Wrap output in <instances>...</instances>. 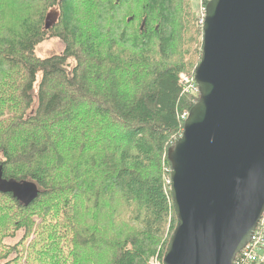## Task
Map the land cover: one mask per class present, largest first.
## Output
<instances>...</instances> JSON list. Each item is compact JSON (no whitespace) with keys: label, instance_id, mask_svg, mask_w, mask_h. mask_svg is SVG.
Wrapping results in <instances>:
<instances>
[{"label":"trees","instance_id":"obj_1","mask_svg":"<svg viewBox=\"0 0 264 264\" xmlns=\"http://www.w3.org/2000/svg\"><path fill=\"white\" fill-rule=\"evenodd\" d=\"M208 2L203 0L205 6ZM79 3L78 0H0V96L15 98L20 106V111H14L8 119L0 116V133L3 130L0 172L5 181L31 182L39 191L28 205L12 194L0 193V226L11 225L15 233L22 229L25 236L34 229L37 233L40 230L46 240H52L50 233L47 236L44 230L53 227L51 216H54L63 222H56V228L73 232L68 244L57 241L55 246L57 238L52 240L54 262L68 260L73 264L88 247L100 253L112 250V260L105 264H146L149 257L146 250L156 251L166 231L168 240L164 246H168L177 225L163 165L171 169L168 150L183 134L184 122L179 116L189 112L200 98V95L181 93L177 73L185 62L199 64L202 29L195 24L196 16L191 12L189 0H89L97 10L114 19L105 22L107 29L102 27V19L80 23L76 10ZM47 6L58 7L59 19L53 29L49 32L39 26L35 30L27 28L41 22ZM126 9L140 14L139 29L133 25L134 19L124 22ZM4 10L11 12L16 20L20 18L19 31H23V35L2 34ZM35 12H42L37 19L33 18ZM90 26L94 31H87ZM113 27L116 32L108 36V30ZM56 30L59 32L54 33ZM48 33L61 39L64 52L38 59L34 49ZM134 35L141 37V51L136 53L131 51ZM70 60L75 62L71 70L68 68ZM17 70L21 76L19 84L13 78ZM37 75L41 76V81L34 96ZM133 84L141 85L137 101L126 91ZM85 105L94 115L107 118L113 126V138L102 140L98 146L91 143L95 146L90 148L92 152L87 150L90 147L87 142L78 145L85 136L82 131L85 126L74 120L79 118L80 108ZM62 118L64 123H61ZM70 118L74 121L68 120ZM91 122L96 126L92 119ZM74 124L76 132L72 133ZM69 152L75 164L65 160L64 153ZM67 167L73 177L79 176L77 171L83 168L90 174L89 180L81 185H69L67 176L63 179L54 176ZM80 195L98 201L105 198L110 201L111 196L122 195L123 201L135 208L143 239L125 237L123 241L120 238L104 241L90 233L69 215L73 210L71 202L77 201ZM60 196H64L61 207L53 209L52 204L43 208L39 223L32 221L27 226L25 217L28 218L29 211L42 206L47 199ZM3 199L12 201L22 215L13 220L9 213L11 206ZM98 201L93 203L95 207H100ZM140 241L141 250L137 251ZM24 244L25 238H22L14 246L3 245L0 248L3 263L0 264H19L20 251L16 259L6 263L5 260ZM28 255L35 264H43L37 253L33 255L29 250Z\"/></svg>","mask_w":264,"mask_h":264},{"label":"water","instance_id":"obj_2","mask_svg":"<svg viewBox=\"0 0 264 264\" xmlns=\"http://www.w3.org/2000/svg\"><path fill=\"white\" fill-rule=\"evenodd\" d=\"M195 80L167 154L177 225L163 263L233 264L264 211V0L207 3ZM0 193L28 205L39 191L0 172Z\"/></svg>","mask_w":264,"mask_h":264},{"label":"rangeland","instance_id":"obj_3","mask_svg":"<svg viewBox=\"0 0 264 264\" xmlns=\"http://www.w3.org/2000/svg\"><path fill=\"white\" fill-rule=\"evenodd\" d=\"M189 1L191 5L190 6L191 12L193 13V15L196 16V19H197V13L199 9V0H189ZM78 2L80 3L77 5L76 10L79 13L78 19L80 23L94 22V21L102 19L100 22H101L102 27L105 28V22L108 19H111L112 21L114 20L113 18H108L104 14L103 11L101 12L97 10V8L94 6L93 3L92 5L91 3H89V0H78ZM44 9L45 10H43L41 22L39 24L37 23L31 24V26H28L27 28H32L35 30L37 26H39L41 27L42 30L49 31V32L50 30L53 29V27L56 25L59 19L58 14L56 12L58 7L47 6ZM126 11H128V9H126ZM40 13L42 12H35V17L33 16V18L35 19L39 18L41 15ZM134 13L135 12L133 10L128 11L124 16V22H128L134 19L133 25H135V27L139 29L140 14L137 11L135 14ZM2 14H5L4 16L5 26L2 27V34L4 35V33L6 32H9V33L17 32V34H20V36L23 35L22 34L23 31L22 32L19 31L21 29L20 28V18L17 20L12 18L13 14L9 12L8 10H4ZM20 14L22 15V13ZM195 24L197 26L196 21H195ZM46 26L48 27V29H46ZM92 26H90L89 27L90 30H87V31L89 32L94 31ZM105 29H107V27ZM58 32L59 31L57 30L54 31V33H58ZM83 32H84V29H83ZM115 32H116L115 28L113 27V29L108 30L107 35L112 36ZM32 33H34V31ZM32 33L30 35H32ZM54 33L53 34L48 33L47 37H45V39L35 47L34 55L36 58L46 59L49 57L61 55L64 52V48H65L64 43L61 41L59 37L58 38L55 37L56 34ZM60 34H63V33L60 32ZM131 51L134 53H136V51H141V37L134 35V46L131 48ZM68 64H69V67H68L69 70H71L75 66L74 60H70ZM195 68H196V65H194L193 63L185 62L179 66L177 75L179 74L180 70H184L183 72L188 73V72H191V70ZM13 78L15 79L17 84H19L20 79H21L20 71L17 70V73H15ZM40 81H41V76L37 75L36 82L33 84L34 96L37 93V88H38V85L40 84ZM140 86L141 85H138V86L134 85V86H131L130 88L129 87L126 88V91L130 95L133 96L135 101L138 100L136 97H138V94L141 93V90L138 89L140 88ZM34 96H33V99L35 102ZM18 104L19 102L15 98L10 99L7 97L0 96V116L1 115L3 116L2 119H8L14 114V111H20V106H18ZM34 106L35 104L33 105V107ZM80 109H82V112L79 118H76L74 120H79L80 122L79 125L85 126V127H82V131L85 134V136L82 137V140H79L78 145H81V143L85 141L88 143V145H90V147H88L87 150L89 152H92L94 150L90 148L95 147L92 144L98 146L100 145L102 140L103 141L109 140V137L113 138L112 137L113 136V126L112 124L110 125L107 122V118L98 117L94 115L92 112H90L88 105H85V107H81ZM61 117H63V115ZM91 119L95 122L96 126L94 125L93 122H91ZM68 120H73V119L70 118ZM64 122H65V119L62 118L61 123H64ZM101 123L104 125L103 127L100 126ZM111 123H116V122H111ZM76 127L77 125L74 124L72 133L76 132ZM16 142H13V144ZM69 154L71 153L70 152L64 153L65 160L69 159L68 160L69 164L71 163L75 164L76 160L75 159L71 160L70 159L71 157ZM78 154H81V152H78ZM77 174H79V176L73 177V175L70 174V172L68 171V167H67L65 168V170L62 169L54 173V176H56L57 179H63V178H66L67 176L69 185H76V184L81 185L82 182L84 183L85 180L87 179L89 180L88 177L90 174L85 173L83 168L80 167V170L77 171ZM96 182L98 183V180L97 181L95 180V183ZM67 196H69V193L67 194ZM121 196L120 197L115 196V195L113 197L111 196L110 201H106V198L104 200L98 201V199L97 200L92 199V198L89 199V197L87 198L84 195H80L79 196L80 198L77 201L73 200L71 202L70 205L73 207L72 208L73 210L69 213V215L71 217L74 216L77 221L81 222L80 226L88 229L90 233H93L94 235L101 237L104 241H109L110 239H116V238H120V240L123 241L122 239L125 237H130L132 239H141V238L143 239L141 235L140 223L135 218V212H134L135 208L133 206L127 205L123 201V198ZM63 198L64 196H60L54 199H47L46 201L42 202V206L36 207V209L33 211H29L28 218L24 216L26 219L27 226L29 227L32 221H36V224L39 223L38 218L41 217V210L43 208L49 205H52V204L54 205L53 209H56L57 207H61ZM83 198H85V200ZM3 200L5 203L10 204L11 208L9 210V213L12 215L13 220H16L17 216L22 215V212L19 211L11 203L12 201H9L7 199H3ZM97 201L100 204L99 205L100 207L94 206V204H97ZM89 202H92V203H89ZM75 212L79 213L80 215H78ZM61 220H64V217L61 218ZM46 221H49V217L46 219ZM56 222H61V221L57 220V217L51 216V224L53 225V227L49 228V231L44 230L45 233L47 234V236L50 233V236L53 241L57 238L55 240V244H56L55 246H57V241L60 242V244L62 243L68 244V239L73 238V232L70 230H64V228L63 230L56 228L55 226ZM61 223L63 224V222ZM34 232H35V229L31 231L29 235L25 236V233H23L22 229L15 233V230L12 228L11 225L7 226L6 228L0 226V248L3 247V245L14 246L17 243H19L22 238H25L24 246L19 247L16 250H13L11 252V255L5 260V263L16 259V255L20 251V254L18 255L19 264H35L36 262L34 261V259L30 258L28 255V251L31 250L33 251V255L37 253L40 256V259L43 262V264H69L68 260H66V262L64 260V263L63 261L54 262V260H52L53 256H55V252H54L55 247H53L54 242L51 239L46 240L42 231L39 230L38 233L37 232L34 233ZM62 234H64L63 238L60 237ZM161 240L162 242L160 243ZM167 240H168V233L166 231L164 236L162 235L161 239L159 240V244H162V245H160L156 249V251L154 250L150 251L149 249L146 250V254L149 256L147 258L146 264H162L164 256L168 249V246H164V242L166 243ZM137 248H138L137 251L141 250V241L139 244L137 243ZM111 252L112 250L109 251L108 253L106 250L103 251L102 253L93 252L92 250H90V248L87 247L86 249L83 250L81 254H79V258L76 261L74 260L73 264H105L107 261L111 262L112 260L110 258ZM106 253H107V257H106ZM92 260H96V261H92ZM0 263H3L2 260H0Z\"/></svg>","mask_w":264,"mask_h":264},{"label":"built area","instance_id":"obj_4","mask_svg":"<svg viewBox=\"0 0 264 264\" xmlns=\"http://www.w3.org/2000/svg\"><path fill=\"white\" fill-rule=\"evenodd\" d=\"M206 16V6L203 0H199V9L197 13L196 23L199 28H203ZM180 70L177 75L178 85L181 93L193 97L199 96V88L195 80V69L191 72H183ZM189 112L186 111L179 116L183 122L186 120ZM170 168L163 165V173L165 175V185L170 186ZM168 175V177H167ZM264 263V211L251 237L250 242L235 257L233 264H262ZM162 264H164L162 262Z\"/></svg>","mask_w":264,"mask_h":264}]
</instances>
